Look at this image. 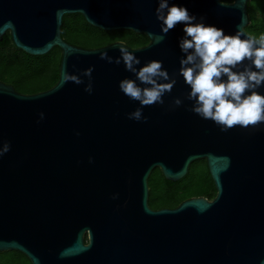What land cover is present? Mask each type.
Instances as JSON below:
<instances>
[{"label": "water", "instance_id": "1", "mask_svg": "<svg viewBox=\"0 0 264 264\" xmlns=\"http://www.w3.org/2000/svg\"><path fill=\"white\" fill-rule=\"evenodd\" d=\"M225 1L172 0L226 34L252 36L251 0ZM156 7L157 0H0V44L10 34L27 55L55 48L62 55L59 80L49 90L23 94L0 82V147L10 143L0 156V253L19 252L31 264H264V123L221 132L189 111L188 101L171 108L186 93L182 77L164 105L144 107L147 122L131 120L138 102L118 85L134 77L123 63L100 59L102 52L115 59L125 47L140 66L159 60L170 75L178 72L182 26L155 43ZM67 15L150 42L75 46L62 37ZM90 67L92 94L84 91ZM66 73L83 83L65 82ZM200 160L215 199L150 207L156 169L175 184Z\"/></svg>", "mask_w": 264, "mask_h": 264}, {"label": "clouds", "instance_id": "2", "mask_svg": "<svg viewBox=\"0 0 264 264\" xmlns=\"http://www.w3.org/2000/svg\"><path fill=\"white\" fill-rule=\"evenodd\" d=\"M155 16L160 28L155 43H161L178 24L182 26L183 35L177 41L181 52L178 72L170 75L159 60L146 61L140 66L141 60L125 47L119 48L120 56L115 59L107 52L100 54V59L108 63H123L125 71L134 77H126L118 85L129 100L139 105L128 114L129 119L147 122L144 107L164 105L165 95L171 94L182 77L186 93L183 98H174L171 108L188 101L189 111L210 120L221 132L234 126L248 128L264 123V92L261 91L264 89V34L258 38L246 36L240 30L226 34L223 28L206 23L204 16L198 17L172 0H157ZM92 71V67L85 70L89 82L84 91L89 94L93 92ZM69 79L76 84L83 83L66 73L65 82ZM39 115L43 120L44 113ZM9 150L10 143L5 141L0 147V156Z\"/></svg>", "mask_w": 264, "mask_h": 264}, {"label": "trees", "instance_id": "3", "mask_svg": "<svg viewBox=\"0 0 264 264\" xmlns=\"http://www.w3.org/2000/svg\"><path fill=\"white\" fill-rule=\"evenodd\" d=\"M225 2L230 3L231 1L227 0ZM258 8L264 13V0L256 2L250 1L248 14L251 24L247 27L246 31L251 35L255 34L259 37L261 34H264V22L256 18V11ZM100 34L106 35L105 37L110 36L111 38L101 43H92L89 41L90 38L99 36ZM62 37L66 42L86 49L101 48L119 41L128 44L132 48H141L145 47L150 42L145 35H137L132 31L105 32L96 29L90 26L81 15L65 16L62 27ZM52 56V60L54 61L53 66H44L42 60L51 58ZM61 59L62 55L59 48L53 49L51 53L43 57L27 55L14 46L11 35L7 34L4 41L0 44V82L12 85L18 92L23 94H35L49 90L54 87L59 80ZM36 70L39 75H50L46 84L34 89H27L18 83L19 80H26L29 78L30 73ZM201 163L202 172L199 175H195L189 170L185 178V180L189 178L194 181L197 179L195 181L196 185L175 192H171V190L181 182L174 184L166 181L161 171L156 169L154 176H151L149 179V205L151 204L155 210H158L163 208H177L184 201L195 197H205L209 200L215 199L217 191L209 174L207 163L205 160H202ZM163 193H168L166 202L160 201V197H162ZM23 257L25 256L23 255Z\"/></svg>", "mask_w": 264, "mask_h": 264}, {"label": "rangeland", "instance_id": "4", "mask_svg": "<svg viewBox=\"0 0 264 264\" xmlns=\"http://www.w3.org/2000/svg\"><path fill=\"white\" fill-rule=\"evenodd\" d=\"M251 1H260V0H251ZM256 18L258 20H262L264 22V13L262 12V10L260 8L257 9L256 11ZM106 35H102L100 34L99 36L90 38V42L92 43H101V42H105L107 41L108 38H111L109 35V37H105ZM252 36L257 37V35L253 34ZM87 40V39H86ZM53 56L51 58H47V59H43L42 63L44 64V66L49 67V66H53L54 61L52 60ZM49 74H42L39 75L38 71H33L30 73L29 78H27L26 80H19L18 83L21 84L22 87L24 88H29V89H34L37 88L38 86L44 85L48 82L49 80ZM202 160L200 161H196L195 163H193L190 166V172L195 174V175H199L202 171ZM156 172L154 171L152 173L151 176H154ZM197 180V179H196ZM195 180V181H196ZM194 180L191 179H183L181 181V183L176 186L175 188H173L171 190V192H175L177 190L180 189H186L187 187H193L196 185V182ZM168 193H163L162 197H160V201L161 202H166L168 197H167ZM213 200V199H211ZM151 205V204H150ZM151 207L153 209H155L152 205ZM0 264H31L30 261L23 257V255L19 252H5V253H0Z\"/></svg>", "mask_w": 264, "mask_h": 264}]
</instances>
